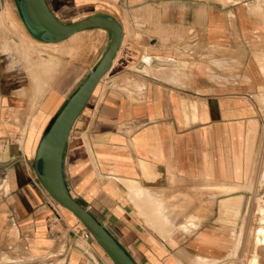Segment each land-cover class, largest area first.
<instances>
[{"label": "crops", "instance_id": "crops-1", "mask_svg": "<svg viewBox=\"0 0 264 264\" xmlns=\"http://www.w3.org/2000/svg\"><path fill=\"white\" fill-rule=\"evenodd\" d=\"M18 1L0 0V14H10L0 25V264H109L45 190L35 156L110 34L75 33H88L95 50L53 55L51 67L28 44L23 58L21 37L2 33L22 20ZM46 2L62 22L104 15L123 30L66 142L71 197L136 264H250L257 191H264L263 2Z\"/></svg>", "mask_w": 264, "mask_h": 264}, {"label": "water", "instance_id": "water-1", "mask_svg": "<svg viewBox=\"0 0 264 264\" xmlns=\"http://www.w3.org/2000/svg\"><path fill=\"white\" fill-rule=\"evenodd\" d=\"M18 8L26 28L39 41L58 42L91 28H102L110 34V42L96 66L66 100L46 129L36 152L35 167L37 177L48 194L56 203L74 213L114 264H136L103 224L71 197L62 173L64 149L72 126L101 78L110 70L122 42V27L114 18L104 15L71 23L62 22L52 13L46 0H19Z\"/></svg>", "mask_w": 264, "mask_h": 264}, {"label": "rangeland", "instance_id": "rangeland-1", "mask_svg": "<svg viewBox=\"0 0 264 264\" xmlns=\"http://www.w3.org/2000/svg\"><path fill=\"white\" fill-rule=\"evenodd\" d=\"M261 1L264 4V0H261ZM263 7H264V5H263ZM2 17L4 18V21H1V20H3ZM18 17H19V14H18ZM8 21H10V14H9V12L8 11L2 12L0 14V25H4ZM23 24L24 23L22 22V20L19 17L17 23H14V22L12 23V25H11L12 31H10V29H8V28H5V29L3 28L2 29V33H4V35H6V37H7V35H9L11 32H13L14 34H16L19 37H21V41H20V43H18V45L22 49L21 52H18V54H20V56H22L23 58H26L25 56H27L28 54L25 53V51H26L27 44H28L29 47L27 48V50L29 52H32V54H37L38 56L39 55L40 56L42 55L44 57H48L49 58V61L48 62H49V66L50 67L52 66V60H51V58H53V55L56 56V55L59 54L60 56H65L66 59H67V57H69V58H77L81 53H83V52L84 53L93 52L95 50V48H96L95 44L89 43L88 33H79V34H77V35H75L73 37H70L68 39H65V40H62V41H58L56 45H53V44L42 45V44L39 43V41L35 37H33L28 32L26 26L23 25ZM22 30H25L27 32V36L29 38L25 36V34H24V32ZM42 52L46 53V55H43ZM25 54H27V55H25ZM262 68L264 69V65L262 66ZM263 158H264V156H263ZM258 182L260 184H264L263 182H261L259 180V177H258ZM257 193H258V197H257L258 200H257V202H259L258 203V206H257V210H258V208L261 205L264 206V196H263L264 191H259L258 190ZM260 195H262V197ZM262 199H263V201H262ZM57 206H58V204H57ZM257 218L258 217L256 215H254L252 225L253 226L256 225V226L251 229V234H250L251 240L253 238V235L255 236V231H254L255 228L259 226V223L257 221L258 220ZM78 223L81 226V228H83V229L85 228V226L81 222H78ZM259 228L260 227H258V229ZM258 229H257V231H258ZM92 239L94 240V238H92ZM85 245H86V243H85ZM96 246L104 254L106 261L109 264H113L111 262L110 258L108 257V255L105 253V251L101 248V246L97 242H96ZM253 246H254L253 247V255H256L257 257H259V255H258L259 253L258 252H260L261 259H262V261H264V246L263 245L260 246V244H258V243H254ZM249 252H250V249H248V253H247V255H246L245 258H248ZM243 264H247V263H243Z\"/></svg>", "mask_w": 264, "mask_h": 264}, {"label": "bare ground", "instance_id": "bare-ground-1", "mask_svg": "<svg viewBox=\"0 0 264 264\" xmlns=\"http://www.w3.org/2000/svg\"><path fill=\"white\" fill-rule=\"evenodd\" d=\"M264 9V8H263ZM7 15V14H6ZM2 19L3 20H1V21H4V18L2 17ZM8 19V18H7ZM4 24V23H3ZM24 25V24H23ZM25 27V26H24ZM39 42H43V41H39ZM22 43V42H21ZM49 43H57V42H49ZM22 47V46H21ZM24 51V50H23ZM99 84V83H98ZM98 86V85H97ZM96 86V87H97ZM96 89V88H95ZM95 91V90H94ZM262 170H261V173H260V176H259V180L261 181V182H263L264 183V158H263V160H262ZM202 196V195H201ZM263 196H264V194H263ZM261 197H262V195H261ZM262 201H263V199H262ZM261 202V201H260ZM60 205V204H59ZM61 206V205H60ZM63 207V206H62ZM63 208H65V207H63ZM65 209H67V208H65ZM68 211H70V213L74 216V218H76V219H78L75 215H74V213L71 211V210H69V209H67ZM257 214H258V223H259V226L258 227H260L259 229H258V227H256L255 228V236H254V243H258V244H260V246L261 245H263L264 246V206H260L259 208H258V210H257ZM257 223V224H258ZM257 229H258V231H257ZM243 238V237H242ZM109 257V256H108ZM110 258V257H109ZM259 257H257L256 255H252V257H251V259L249 260L250 261V263L251 264H258V262H259ZM112 261V260H111ZM201 261V260H200ZM208 261V260H207ZM113 262V261H112ZM212 262V261H211ZM114 264V263H113ZM203 264V263H202ZM213 264V263H212Z\"/></svg>", "mask_w": 264, "mask_h": 264}, {"label": "built area", "instance_id": "built-area-1", "mask_svg": "<svg viewBox=\"0 0 264 264\" xmlns=\"http://www.w3.org/2000/svg\"><path fill=\"white\" fill-rule=\"evenodd\" d=\"M82 237H83L85 240H88V239H90V238H93L92 235H91V233H90L86 228H84V229L82 230Z\"/></svg>", "mask_w": 264, "mask_h": 264}]
</instances>
